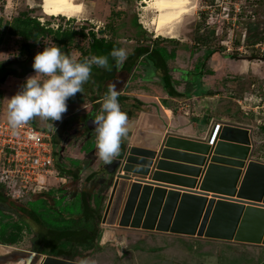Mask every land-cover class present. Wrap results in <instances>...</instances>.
I'll return each mask as SVG.
<instances>
[{"label": "rangeland", "instance_id": "obj_1", "mask_svg": "<svg viewBox=\"0 0 264 264\" xmlns=\"http://www.w3.org/2000/svg\"><path fill=\"white\" fill-rule=\"evenodd\" d=\"M44 1L0 0V61L23 60L30 56L33 51H42L45 46L61 48L55 38V32L45 36L39 35L37 38L29 40L15 32L14 29L18 24L17 19L29 16L36 17L42 25L51 27L54 31L58 27H62L61 31H65V29L75 31L67 48H61V50L77 59L80 55H84V57L102 55L94 52L91 48L90 36L92 32L95 33L96 37L104 38L107 42L119 43L120 47L128 53L126 60L120 65L129 67L127 78L135 76L134 69H137L138 66L142 68L141 63H137V58H142V56L148 57V60L145 61L148 65L144 75L156 72V67L158 73L164 75L168 73L171 77L176 73L185 76H192L191 74L195 72L211 73L215 75L211 83H213L214 93L218 96L214 98L216 101L206 103L208 109L226 112L225 120L248 121L257 125L259 132L257 145L261 144L259 155L264 158V0H191L190 12L176 25L175 29L178 31V35L175 38L169 35H157L154 26L150 24L156 12L147 9L145 7L147 4L143 0H79L83 4V12L79 18L47 14L43 9ZM139 47L148 52L137 56ZM161 47L166 48L169 53L174 52L175 57L163 61L156 52V49ZM150 55H153L155 59L152 60ZM178 60H181V65ZM207 62L208 66H206ZM109 63L113 68L111 71L94 65L96 74L108 75L118 68L113 59H109ZM178 69L180 70L179 74ZM182 69H184L183 72ZM33 74L34 70L23 77L8 76L4 83H0V121L8 122V98L15 95L25 79ZM96 82L95 75L91 74L89 81L84 84L87 85L84 89L92 93L97 92ZM171 83L175 88L176 82L173 78ZM152 84V87L160 88L161 94L153 90L151 85L146 86L145 82H138L133 88H137L136 91L140 93L148 92L157 95L156 99L166 103L164 99H169L166 90L154 81ZM191 86L187 84L181 91L189 92L192 90ZM77 94L80 96L79 92ZM201 104H203L202 101H196L197 106H201ZM67 105V111L63 114L62 119L53 122L54 124L39 117L32 120L38 127H45L44 129L47 128L46 130L50 132L54 131V134L57 132L58 140H61L64 135L62 129H67V125L64 126L62 123L66 115L76 108L77 110L80 109L77 112L80 118L84 115V110L80 108L84 105L82 101L78 100L75 103L68 99ZM175 106L179 107L178 104ZM185 110L186 108H183L182 112ZM197 121L201 122V119ZM205 123L207 124V121ZM67 134L69 135L70 132ZM72 142L73 140L68 141V150L64 152V155L73 154L71 148L77 149ZM69 160L70 158L63 159L62 163H68ZM55 167L54 174L47 175L45 178L47 184H57V181L51 177L55 174L61 175L63 179L58 182L57 187L68 181L71 183V176L66 175L68 171L62 175L57 164ZM86 175L87 173L84 175L82 173L80 179ZM0 193H5L4 188L0 187ZM36 194H27V198H20L21 201L18 200L14 203L15 206L11 208V212H6L0 216L3 218H0V221L2 220L3 224L8 225L6 230L7 225L0 224L2 226L0 235L5 230V234H7L4 239L0 238V241L5 240L20 246H34L32 241L35 233L30 231L23 220L17 218L24 211V208L19 205L29 204V200ZM10 200L13 201L14 199L10 198ZM27 207L31 209V205ZM46 211L50 210L46 209ZM53 222L57 224L56 220ZM76 226L72 225L64 233L61 232L59 236L56 231H48L45 234V239L51 242L53 239L58 241L62 237L69 238L71 245L64 253L71 256L85 255L84 252L89 248L75 244L82 239V233L80 230L78 231L79 228ZM114 226L97 223L93 244L96 245L95 254H98V259L99 254H102L101 248L103 247L106 248L110 245L112 247L111 252L116 254L118 258H122L131 250L128 245L136 242V240L127 237V234H118L116 240L115 236H113L114 239L111 238V233L107 231ZM116 228L130 229V227L119 225ZM161 233L165 237L162 238L163 240L154 237L148 241L146 236L140 239L136 237V239L137 242L141 240L144 245L148 244L153 249H167L168 255L165 258H168V264H260L264 260V248H254L251 244L245 246V244L220 242L169 232ZM37 239L42 240L43 250H49V241L44 240V243V237L41 235ZM136 248L140 247L137 246Z\"/></svg>", "mask_w": 264, "mask_h": 264}, {"label": "water", "instance_id": "obj_2", "mask_svg": "<svg viewBox=\"0 0 264 264\" xmlns=\"http://www.w3.org/2000/svg\"><path fill=\"white\" fill-rule=\"evenodd\" d=\"M253 132L222 122L203 139L168 133L159 148L129 145L110 166L102 223L264 246V161L253 157ZM0 264L85 263L0 242Z\"/></svg>", "mask_w": 264, "mask_h": 264}, {"label": "crops", "instance_id": "obj_3", "mask_svg": "<svg viewBox=\"0 0 264 264\" xmlns=\"http://www.w3.org/2000/svg\"><path fill=\"white\" fill-rule=\"evenodd\" d=\"M146 60H148L147 56H142V58L140 57L139 59L137 58V63H141L140 65H142V68L138 66L137 69H134L135 76L130 78H127L128 71L127 69H123L126 68L123 65L122 70H120L122 66H119L116 70H113L111 74H102L104 76V81L101 82V85L104 86L105 91L102 94L99 89L94 93L84 89L83 93H80V96H77L78 94H76L74 97L69 98V100L75 103L78 100L82 101L84 105L80 108L84 110V115L80 118L77 113L80 109L77 110V108L70 111L66 115L65 118H72L74 123L71 124V127L70 125L66 126L67 124H63L67 127V129H62L64 133L66 131L67 133L70 132L71 136L70 134L68 135L65 133L62 137L59 161L66 169H72V174H75L76 172L78 178L73 179L72 174L66 170L68 171V174L66 175H70L72 178L70 180L71 183L68 181L57 187L58 182L63 179L61 175L55 174L51 177L57 181V184H48V190L34 195L33 198L29 200V204L19 205L20 207L24 208V213L21 212L17 219L23 220L24 223L27 224L30 231L35 233V237L32 241L34 246H20L5 240H1L2 243L34 250L41 252L44 255H54L73 259L85 264L169 263L168 258H165V256L167 257L168 255L167 249H153V247L149 246L148 244L144 245L141 240L137 242L136 239V237L140 239L146 236L145 238L148 239V241L154 237L163 240L162 238H165L163 237L164 235H162L163 233L139 228H130L131 230L119 229L116 228L118 225L110 227V230L107 232L111 233V238L115 236V240L118 234H127V237L136 240V242H132L128 245L131 249L129 253L126 256H122V258H118L116 254L111 252L112 247L108 245L106 248H101L102 254H99V259L97 257L98 254H95L96 245L93 244V239L96 236L95 231L97 223H102L101 219L111 193L112 183L114 181L116 171L110 169L112 163L106 165L104 161L97 158L94 132L95 125L92 122L93 120L90 119L89 123L91 126H93L91 127L87 120L89 117L94 118L95 115L100 111L102 97L104 94H106L109 86L115 85L116 89L120 93L118 100L121 110L128 116L129 128L128 135L122 138L120 153L117 157H115V159L121 158L122 155H124L125 149L129 145H141L149 148H159L163 138L168 133H176L184 136L203 139L206 137L208 131L217 122H232L252 126L254 130V138L256 140L259 137V132L257 125L254 123H250L248 121L225 120L226 112H216L215 110L208 109L207 104L209 101H216L214 98L218 96V94L214 93L213 83H211L213 82L215 75H212L208 72H195L194 74H191L192 76H185L179 74L180 70L178 69L179 75H177V73L173 74L172 78L176 82L175 89L178 92H182L184 94L181 96H171L166 91L167 96L169 97V99H164V102L166 103H163L160 99H156L157 95H152L148 92H137L136 90L138 89L133 87L138 82H145L146 86L151 85L152 87V82L154 81L158 83L161 88L163 87L165 89L163 83L160 80V77L163 76V74L158 73L157 67L155 68L157 70L156 72L147 73V75L145 74L146 76L144 75L146 72L145 70L147 69L146 66L148 65L147 62L145 63ZM180 61L179 64L181 65L182 63ZM124 65L126 66L127 64L125 63ZM206 66H208V62ZM141 69L142 71H140ZM183 70L184 69H182V72ZM97 75H99V73H97ZM96 84L98 88L99 84L97 82ZM187 84H189V86L192 85L190 87L192 90L189 92L181 91L182 88H184ZM86 86L87 85H84L83 88ZM152 88L153 90L157 91V93L161 94L159 87L156 88L154 86ZM196 101H202L203 104H201V106H199L200 104L197 106ZM175 104H178L179 107L175 106ZM183 108H186L184 112H182ZM198 119H201V122H198ZM205 121H207V124ZM52 133L54 134V131H52ZM70 140H73L72 143L76 145L77 149H75V147L71 148V152L73 154L67 153V155H64V152H67L68 150L67 144ZM260 152L261 144H258L253 157L264 161V158L259 155ZM68 158H70L68 161L69 164L62 163L63 159L67 160ZM57 168L61 171L60 174H65V171H62L59 167ZM82 173L83 175L84 173H87V175L80 179ZM16 201L18 200L14 199L12 202L15 203ZM29 205H31V209L30 207H27ZM46 209H49L50 211L47 212ZM3 212L6 213L7 211L3 210ZM4 213H1L0 216H3ZM54 220H56L57 224H54ZM73 220L79 223V225H77L78 227H76L79 228L78 231L80 230V233H82V239L78 240V242H75V244L83 245L86 248H89V250L84 252L85 255L77 254L71 256L64 253V251L66 249L68 250V247L71 245V240L69 238L67 239L62 237L58 241L53 239L51 242L50 240L45 239V234L48 231H56V234L58 232L59 236V234L62 232V229L64 230L61 225L72 223ZM3 223L4 222H1L0 224L4 225ZM1 225L0 228H2ZM152 232L155 233L153 234ZM40 235L44 237V243V240L50 242L49 250L42 249V240L37 239V237ZM233 243L235 244V242ZM236 244L244 245L243 243ZM111 245L113 246V244ZM137 246L140 248L137 249ZM252 247L264 248V246L261 247L257 245H253ZM263 262L264 260L261 261L260 264Z\"/></svg>", "mask_w": 264, "mask_h": 264}, {"label": "clouds", "instance_id": "obj_4", "mask_svg": "<svg viewBox=\"0 0 264 264\" xmlns=\"http://www.w3.org/2000/svg\"><path fill=\"white\" fill-rule=\"evenodd\" d=\"M127 55L122 47H113L109 53L117 67ZM109 56L92 55L78 60L58 46H45L34 56V74L28 76L19 91L8 98L7 120L11 128L18 130L37 117L52 123L60 121L67 111L68 99L78 92L83 93L93 65L112 70ZM119 95L115 85H110L102 97L101 109L92 121L96 156L106 165L119 155L122 138L129 132L128 116L121 110Z\"/></svg>", "mask_w": 264, "mask_h": 264}, {"label": "built area", "instance_id": "obj_5", "mask_svg": "<svg viewBox=\"0 0 264 264\" xmlns=\"http://www.w3.org/2000/svg\"><path fill=\"white\" fill-rule=\"evenodd\" d=\"M55 166L52 132L31 122L14 131L0 121V187L8 197L21 201L48 190L45 178L54 174Z\"/></svg>", "mask_w": 264, "mask_h": 264}, {"label": "trees", "instance_id": "obj_6", "mask_svg": "<svg viewBox=\"0 0 264 264\" xmlns=\"http://www.w3.org/2000/svg\"><path fill=\"white\" fill-rule=\"evenodd\" d=\"M17 23L18 24L15 27L14 31L23 35L24 38L28 39V40L31 38H37V36H39V35L45 36L49 33L55 32L56 33L55 38H56L58 44L63 49L67 48L68 42L73 38V36L75 34V31H73L71 29H67V30L65 29V31L64 30L61 31L62 27H59L56 31H54L51 27H48L46 25H42L36 17H33V18L29 17V16H25L23 18L19 17L17 19ZM0 44H1V39H0ZM90 44H91V48L94 52L100 53V54L105 55V56H109V53L113 49V47H120V44L117 42H107L104 38L96 37L94 32H92V35L90 36ZM37 52H39V51L31 52V55L28 56L26 59H23V60L0 61V83H4L8 76L23 77L27 73L33 71L34 70L32 68L33 59H34V56ZM147 52L148 51L146 49L139 47L138 52H137V56H140L142 54H146ZM156 52H158L159 56L162 58L163 61H165V59H167V58L175 57L174 52L169 53L167 51V49L164 47L156 49ZM84 58H85L84 55H80L78 57V60H83ZM150 58L154 59L153 55H150ZM109 59H112V58L109 56ZM122 68H123V66L120 68V70H122ZM123 69L129 70V67L128 68L126 67ZM94 70H95V66L93 65L91 74H93V76L95 75L96 81L99 84L98 89L102 94L105 92L104 86L101 85V82L104 81V79H103L104 76L103 75H97L96 70L95 71ZM114 70H116V69H114ZM90 78H91V76H90ZM160 80L163 83L166 91L171 96H181L184 94L182 92H178L174 88L173 84L171 83L172 77L168 73H165V75L163 74V76L160 77ZM29 122L33 123L34 125H36L38 127V125L36 123H34L33 120L29 121ZM35 122H36V120H35ZM62 123L67 124V126L70 125V127H71V124L74 122L72 121V118L68 117L67 119L65 118L62 121ZM39 128H41V126H39ZM44 128L42 127V129H44ZM46 129H44V130H46ZM65 133H67V131ZM58 139H59L58 133L55 132V134H53V145H54V154H55L57 167H59L62 171L68 170L72 174L73 173L72 169H66L65 167L62 166L61 162L59 161L60 147H61V140L62 139L61 140H58ZM72 178L73 179L78 178L76 172H75V174H72ZM5 199H10V197L5 198V195L0 193V202L5 201ZM0 212L4 213L3 210H1V209H0ZM5 225H7V224H4V226ZM72 225H79V223L75 222L73 220L72 223L61 225L62 228H64V230L62 228H60V229H62V232L64 233L65 230H68L70 227H72ZM7 228H8V225L6 226V230H7ZM6 230L3 231V233L0 235L1 239H4V237L7 235V234H5ZM262 264H264V262Z\"/></svg>", "mask_w": 264, "mask_h": 264}, {"label": "bare ground", "instance_id": "obj_7", "mask_svg": "<svg viewBox=\"0 0 264 264\" xmlns=\"http://www.w3.org/2000/svg\"><path fill=\"white\" fill-rule=\"evenodd\" d=\"M146 8L155 11L150 24L157 35L177 37L176 25L190 12L191 0H143ZM195 5V3H194ZM43 9L50 15L78 17L83 12V4L78 0H45ZM217 123L214 124V126Z\"/></svg>", "mask_w": 264, "mask_h": 264}, {"label": "flooded vegetation", "instance_id": "obj_8", "mask_svg": "<svg viewBox=\"0 0 264 264\" xmlns=\"http://www.w3.org/2000/svg\"><path fill=\"white\" fill-rule=\"evenodd\" d=\"M4 195H5V198H7L6 197L7 195L5 193ZM14 206L15 204L10 199H5V201L0 202V208L7 212H11V208H13Z\"/></svg>", "mask_w": 264, "mask_h": 264}]
</instances>
